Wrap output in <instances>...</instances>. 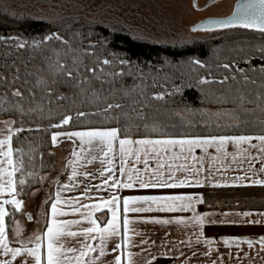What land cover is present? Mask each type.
Masks as SVG:
<instances>
[{
    "label": "snow or ice",
    "instance_id": "6c2138e0",
    "mask_svg": "<svg viewBox=\"0 0 264 264\" xmlns=\"http://www.w3.org/2000/svg\"><path fill=\"white\" fill-rule=\"evenodd\" d=\"M201 27L257 30L260 42L253 54L264 60V0L238 2L230 17L209 20L193 31ZM85 39L78 30L62 35L60 29L30 39L0 35V43L16 50L52 54L44 57L41 69L24 78L19 69L11 76L0 74V264H153L158 256L171 257L176 264H192L194 258L196 264H256L257 258L264 264V234L217 238L204 231L205 225L218 223L264 225L252 218L264 212L199 211L203 193L185 191L264 186V80L256 99L247 101L255 108L243 110L253 115L258 111L255 120L242 118L234 108L208 113L199 122L167 125L135 107L125 110L123 98L138 86L117 84L125 75H134L135 66L107 52L106 38L98 35L87 45ZM242 58L251 56L245 53ZM183 63L197 74L208 67L195 57ZM233 64L217 65L231 76L210 80L209 72L198 75V83L223 86L239 72L243 81L256 84ZM136 71L143 75L142 69ZM259 72L264 76V64ZM173 87L179 92L182 85ZM172 94L154 92L152 98L160 101ZM239 101L245 102L242 93ZM41 134L47 137L49 157L67 144L59 169L39 152L40 142L33 141ZM217 165L233 171L231 181L211 183ZM29 196L37 197L35 214L29 211ZM40 215L44 219L37 229L29 230L18 219L40 224ZM141 224L164 228L159 247L145 238ZM172 226L183 238L171 237ZM185 252L191 255L176 259Z\"/></svg>",
    "mask_w": 264,
    "mask_h": 264
},
{
    "label": "trees",
    "instance_id": "16d2710c",
    "mask_svg": "<svg viewBox=\"0 0 264 264\" xmlns=\"http://www.w3.org/2000/svg\"><path fill=\"white\" fill-rule=\"evenodd\" d=\"M57 29H60L62 35H72L73 30H78L83 37L88 39H94L98 35L104 37L106 38L107 52L118 53L121 58L132 62V65L135 66L133 68L134 75H125L122 84H117L118 88H130L134 83L138 86L128 97L123 98L125 110L135 107L137 112L146 115L149 119H156L167 125L175 124L177 127L183 121L199 122L202 116L208 113L220 114L227 109L235 108L240 112L242 118L244 115H248L252 120L260 115L258 111L254 115L243 112L244 109L255 108L254 103L247 101L256 99L257 92L262 90L261 81L264 80V76L259 72L264 60H261L258 54H253V46L260 42L261 36L256 30H250L253 33L229 34L217 39L212 44L210 41H204L185 49L170 50L132 39L126 34L113 32L103 27H79L73 22L56 25L42 20L15 23L0 21V35H20L30 39L31 37L39 38L49 31ZM88 39L84 40L85 45H87ZM245 53L251 56L250 60L242 58ZM51 55L48 50L43 52L39 49L36 51L31 49L16 50L14 47L0 43V74L11 76L19 69V75L24 78L27 72L34 73L41 69L44 66V57ZM193 57L206 62L208 67L200 69L198 74L192 72L189 66L183 62ZM233 61H235L233 69H245L247 75L256 80V84L243 81L239 72L236 73L235 81L230 80L223 86L214 82L198 83V75H206L209 72L211 73L210 80L212 77L219 79L224 75L231 76L229 71L222 67L218 68L217 65L232 64ZM136 68L143 70L142 76L139 71H136ZM174 85H182L179 92H176ZM141 91L143 95H140ZM154 92H171L173 94L167 95L164 100L157 101L152 98ZM241 93L245 97L243 104L239 101ZM117 96L119 98V94ZM140 104L145 106L141 108ZM186 108L190 111H184ZM132 115L135 118V113ZM214 119L215 116H213ZM227 119V116L223 117V120ZM32 139L34 142H40L39 152H44V159L51 163L52 157L47 155L49 147L47 137L41 134L39 137H32ZM39 152L37 162H39Z\"/></svg>",
    "mask_w": 264,
    "mask_h": 264
},
{
    "label": "rangeland",
    "instance_id": "374dc122",
    "mask_svg": "<svg viewBox=\"0 0 264 264\" xmlns=\"http://www.w3.org/2000/svg\"><path fill=\"white\" fill-rule=\"evenodd\" d=\"M208 1L198 0L197 7ZM234 1L225 0L205 11H197L192 0H0V21L42 20L56 25L73 22L79 27H103L138 41L179 50L204 41L212 44L229 34L253 33L246 29L219 28L193 31L206 17L229 15ZM59 158L56 157V164ZM21 222L29 230L41 227L35 220L21 218Z\"/></svg>",
    "mask_w": 264,
    "mask_h": 264
},
{
    "label": "crops",
    "instance_id": "0c3cea01",
    "mask_svg": "<svg viewBox=\"0 0 264 264\" xmlns=\"http://www.w3.org/2000/svg\"><path fill=\"white\" fill-rule=\"evenodd\" d=\"M55 156H53V162L55 163L56 157L61 159L58 163H55V167L59 169L62 164V156L67 154V144L63 148H56ZM199 151V150H197ZM64 152V153H63ZM63 153V154H62ZM235 168V165L232 166ZM219 166H215L212 171V181L211 183L215 185V181L220 180H229L233 178V171L231 169L219 168V171L216 170ZM204 173L201 174V177H204ZM136 190H125L124 194H132ZM144 191V190H139ZM185 191L203 193L205 202L198 206L199 211L203 212H224V211H247L251 210L253 213L257 211L264 212V186H208V187H199V188H190L185 189ZM37 197L30 196L27 198L29 211H32L35 214L36 209L34 205L36 204ZM25 218L19 216L18 219ZM41 219V226L43 223V215L38 217ZM253 219H260L264 221V216H253ZM223 219V217H219ZM232 219V217H228ZM237 219H239L237 217ZM247 219V218H246ZM34 221V220H33ZM144 234L145 238L148 240H154L156 246L159 247L161 240L165 239L164 237V228L159 225L152 224H141L139 226ZM205 235L209 237H220L223 235H248L252 237H258L261 234H264V225H236V224H215V225H205L204 227ZM171 237L173 239L180 237L181 231L177 230L176 226L171 227ZM136 239H139L138 237ZM194 242V241H193ZM141 247H147V245H142ZM246 247V246H245ZM151 251L152 249L149 248ZM222 251H226V248H221ZM190 252H185L184 255H177L176 259L183 260L185 256H190ZM200 260H203L204 257L200 256ZM153 264H176L175 260L171 257H159L158 260L154 261ZM192 264H196L195 258L192 261ZM256 264H261L259 258H257Z\"/></svg>",
    "mask_w": 264,
    "mask_h": 264
},
{
    "label": "flooded vegetation",
    "instance_id": "af4514ba",
    "mask_svg": "<svg viewBox=\"0 0 264 264\" xmlns=\"http://www.w3.org/2000/svg\"><path fill=\"white\" fill-rule=\"evenodd\" d=\"M223 1H225V0H209L208 3H206V4L203 5L202 7H197V2H198V0H192V7H193V9H195V10H197V11H205V10L209 9L210 7H213L214 5H216V4L220 3V2H223ZM239 1H241V0H235V1L233 2V5H232V11H233V9H234V7H235V4H236L237 2H239ZM232 11H231V13H232ZM231 13H230V14H231ZM230 14H229V15H230ZM229 15H227V16H229ZM227 16L206 17V18H204L203 20L199 21V22H198V25H203V24H205V23H206L207 21H209V20H213V19H221V18H225V17H227ZM201 28L209 29L210 27H201ZM225 29H242V28H240V27H234V28H225Z\"/></svg>",
    "mask_w": 264,
    "mask_h": 264
},
{
    "label": "water",
    "instance_id": "95a60500",
    "mask_svg": "<svg viewBox=\"0 0 264 264\" xmlns=\"http://www.w3.org/2000/svg\"><path fill=\"white\" fill-rule=\"evenodd\" d=\"M239 2H243V0H241V1H239ZM237 3H238V2H237ZM237 3L235 4V7H234L233 11H235V8H236ZM233 11H232V13H233ZM232 13H231V14H232ZM231 14H230L229 16H227V17H230ZM227 17H225V18H227ZM221 19H224V18H221ZM213 20H215V19H213ZM212 28H215V27H210L209 29H212ZM256 31H257V30H256Z\"/></svg>",
    "mask_w": 264,
    "mask_h": 264
}]
</instances>
